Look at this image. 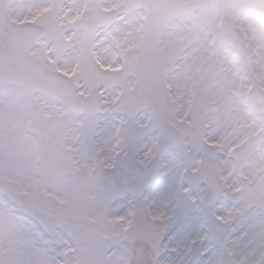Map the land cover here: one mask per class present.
<instances>
[{"label": "snow or ice", "instance_id": "1", "mask_svg": "<svg viewBox=\"0 0 264 264\" xmlns=\"http://www.w3.org/2000/svg\"><path fill=\"white\" fill-rule=\"evenodd\" d=\"M0 264H264V0H0Z\"/></svg>", "mask_w": 264, "mask_h": 264}]
</instances>
